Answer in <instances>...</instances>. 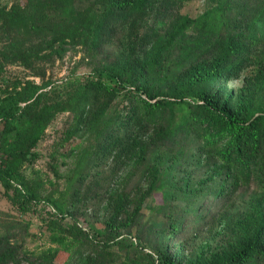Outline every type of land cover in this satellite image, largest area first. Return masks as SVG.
I'll return each mask as SVG.
<instances>
[{"label":"rangeland","instance_id":"374dc122","mask_svg":"<svg viewBox=\"0 0 264 264\" xmlns=\"http://www.w3.org/2000/svg\"><path fill=\"white\" fill-rule=\"evenodd\" d=\"M27 1L0 0L1 88L33 83L48 85L45 92L65 94L96 81L103 67L123 70L157 96L154 102L174 101L193 70L210 65L224 46L239 44L250 51L251 59L238 75L229 77L219 98L233 93L231 108L244 114L264 104V0H189L183 5L152 0L143 15L113 22L95 50L91 44L67 45L61 56L46 51L21 64L2 54L47 50L42 33L21 35L3 13L24 8ZM72 1L76 8L101 10L96 0ZM181 17L199 21L165 46L158 58L171 24ZM156 58L149 75L145 66ZM135 89L125 84L118 99L92 97L94 105L85 111L58 116L22 168L25 186L14 184L7 191L0 182V235L10 236L11 245L19 248L8 264H126L116 261L119 249L110 253L105 247L108 236L132 240L154 257L155 250L160 251L175 264H210L229 259L255 240L264 223L260 190L233 184L232 179L225 184L220 163L199 152L198 143L193 148L180 147L186 142L168 144L159 137L167 127L148 123L130 124L126 132L109 131L113 137L108 141L99 139L109 119L130 112L123 95L138 93ZM164 211L174 212L175 220L183 222L176 237L164 232L169 230ZM134 215L135 222L124 228ZM60 224L75 225L92 242L67 239L62 247L57 241ZM50 256L54 259H47Z\"/></svg>","mask_w":264,"mask_h":264},{"label":"trees","instance_id":"16d2710c","mask_svg":"<svg viewBox=\"0 0 264 264\" xmlns=\"http://www.w3.org/2000/svg\"><path fill=\"white\" fill-rule=\"evenodd\" d=\"M151 1L96 0L95 6L101 4V10H93L91 6L85 9L76 8L72 0H28L26 7L3 13L12 28L21 35L30 38L42 33L47 38L44 43L47 50L29 48L18 51L13 56L2 55L27 64L33 59H39L41 53L46 51L61 56L67 45L91 44V49L95 50L104 43V36L113 22L143 15ZM187 1L189 0H173V3L183 5ZM58 11H62L64 17L57 18L55 13ZM198 21L181 17L176 23H172L168 33L170 38L159 49L158 58L165 46L172 45L175 39L183 36ZM250 59V51L243 46H224L210 65L193 70L187 85L174 95V101L154 102L157 96L144 86L132 82L123 70H107L103 67L97 70L96 81L80 85L78 90L65 94H58L55 90L45 92L43 90L48 85L40 87L33 83L24 85L16 82L6 88L0 87V182L7 191L14 188V184L25 186L26 177L22 174V168L32 154L31 150L39 145L58 116L68 111L77 114L85 111L94 105L95 100L91 101L92 97L118 99L124 85L129 83L136 87L138 93H144L148 98L125 91L123 99L130 102V112L126 116L123 113L109 119L103 125V131L98 133L99 139L102 137L108 141L113 137L109 131L126 132L130 129V124L166 126L159 136L161 141L171 145L186 142L180 147L189 148L198 143L196 149L199 152L214 156L220 163L226 176L225 184L232 179L233 184L254 185L264 199V104L250 109L247 114L237 113L230 105V100L234 99L233 93L224 100L218 94L224 93L229 77L238 75ZM157 63L156 58L146 64L145 69L147 68L149 75L155 71ZM141 77L144 81L147 78L145 75ZM162 215L170 230L165 229L164 232H169L172 238L181 233L184 229L183 222L175 220L177 215L174 212L164 211ZM135 217L137 216H132L124 228L130 227L135 222ZM110 228L120 229L113 225ZM60 230L62 236H58L57 241L62 247L68 242L67 239L77 244L82 241L92 242L75 225H61ZM11 240L10 236L0 235V264H8L15 259L19 248L11 245ZM106 246L110 253L114 248L119 249V254L115 255L117 263L175 264L160 251L155 250L156 257L146 254L138 244L129 239L114 241L108 236ZM210 264H264V223L258 228L255 240L248 241L229 259Z\"/></svg>","mask_w":264,"mask_h":264}]
</instances>
